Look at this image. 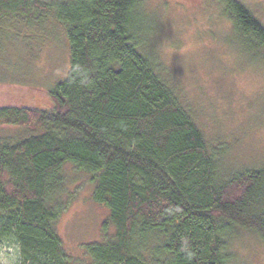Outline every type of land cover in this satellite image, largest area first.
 <instances>
[{"label":"trees","instance_id":"16d2710c","mask_svg":"<svg viewBox=\"0 0 264 264\" xmlns=\"http://www.w3.org/2000/svg\"><path fill=\"white\" fill-rule=\"evenodd\" d=\"M146 1L0 0V24L53 18L70 45L52 109H0V126L26 132L0 140V243L20 246V264L86 260L66 252L56 227L72 201L63 200L70 164L109 211L108 235L85 247V264H240L236 231L264 243V166L224 170L147 52L157 30ZM221 16L264 48V24L243 1L227 0Z\"/></svg>","mask_w":264,"mask_h":264},{"label":"rangeland","instance_id":"374dc122","mask_svg":"<svg viewBox=\"0 0 264 264\" xmlns=\"http://www.w3.org/2000/svg\"><path fill=\"white\" fill-rule=\"evenodd\" d=\"M264 24V0H241ZM146 15L157 33L149 36L163 76L178 93L217 149L229 172L264 166V48L243 39L221 16L227 0H147ZM70 70L67 33L53 18L31 27L16 20L0 24V109H52L49 91ZM0 126V140L25 135ZM71 205L56 227L66 252L86 259L85 247L104 241L109 211L93 200L95 184L72 164L65 167ZM109 238L115 229L109 227ZM106 233V234H105ZM231 249L240 264H264V243L253 233L236 231ZM81 261L80 264H85ZM21 248L0 243V264H20Z\"/></svg>","mask_w":264,"mask_h":264}]
</instances>
